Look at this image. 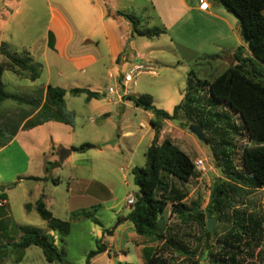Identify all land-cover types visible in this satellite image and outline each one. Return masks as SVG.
Here are the masks:
<instances>
[{"label": "rangeland", "instance_id": "1", "mask_svg": "<svg viewBox=\"0 0 264 264\" xmlns=\"http://www.w3.org/2000/svg\"><path fill=\"white\" fill-rule=\"evenodd\" d=\"M26 8L18 10L16 5H10L9 8L0 10V47L7 44L12 51L21 54L22 46H26V50L39 58L46 37L45 18L49 13L48 6L45 0L37 9L33 6L32 11L36 14L31 19ZM194 18L196 23L192 28V42L197 44L204 39V35L199 34L200 31L203 29L207 37L211 26L204 14H194ZM140 41L146 43L145 45L152 43L146 39ZM172 50L170 48L157 55L155 62L144 63L153 67L154 74L139 75L136 82L128 88H124L120 81L117 83L109 78V74L104 73L97 77L96 84L91 85L92 89L88 88L99 94L98 99L88 102L85 95L74 97L70 93L67 94L66 110L72 114L69 119L72 122L70 139L75 148H80L83 144L91 145L93 149L88 151L87 156L76 153L62 169H56V162L48 152L44 156L42 152L37 153L32 149L31 141H41V134L34 138L28 132L21 133L8 146L0 149V195L6 194L12 201L11 223L32 226L46 232V223L37 211L27 213L22 207L24 200L32 201L35 198L36 189H45L48 192L46 184L27 180L29 176L48 177L59 172L64 183L53 194L48 192L49 196H56L58 199L66 195V180L69 176L84 178L90 183L91 190L108 201L106 204L97 205L95 209L98 223L84 218L68 220L71 223V233L64 243L60 242L57 231H48L56 239V245L64 250L65 262L68 264H87L88 255L97 249L100 241L107 247L110 245L114 248L108 250V258L98 257L97 264H115L114 260L120 264H146L145 254L137 250V243L145 248H155L157 252L169 257L170 264H211L206 258L207 251H219L231 233H241L238 225L242 219H245V225L249 226L251 219L261 220L264 230V187L256 188L248 181L242 163L244 148L255 145L249 141L239 118L224 107H212L208 101L207 88L200 87L196 82H211L228 68L226 49L213 46L208 53L197 59L189 55H184V58L176 56ZM242 55L246 57L245 53ZM2 60L3 57L0 56V61ZM133 62L136 64L138 61ZM115 67L120 78L133 68L131 62L127 61L122 63L121 72L118 64ZM190 73L194 74L192 79L196 82L195 86L199 87V93L195 96L201 112L199 115L205 123L212 126L207 132L203 131L208 143L200 141L190 132V127L195 125L198 118L189 117L183 112L175 120L164 123L160 143L169 139L194 163L198 160L205 163V172L197 173L188 183L164 174L172 187L185 197L181 203L187 206L196 203L197 210L183 218L171 213L172 204L169 203L161 220L165 238L155 241L137 235V242L127 228L132 226L131 223L123 222L117 226V221L131 211L132 205H128V198L131 195L137 197L140 193L135 184L133 170L145 167L146 152L154 139V131L150 112L141 108L136 110L130 102L124 108L118 102V95L109 96V88L119 89L121 95L127 91L125 96L150 95L157 109L173 115L175 108L185 101ZM2 83L7 92L23 97L30 104L34 103L33 100H42V104L45 102V88L32 87L28 74L15 75L6 71ZM28 103H2L0 126L20 128L26 119L36 112L35 103ZM216 114L229 115L236 129L226 126L224 119ZM127 133L129 135H126ZM63 137L68 139L65 132ZM61 145L64 146L62 143ZM46 147L47 145L44 149ZM223 150L231 154L234 173L242 175L245 180L226 174L221 161ZM55 157L61 160V153H56ZM218 183L225 184L228 194L223 203L221 219L211 216L212 197ZM74 187L76 189L78 185ZM167 196L169 199L175 197ZM210 218L216 221L212 232H208ZM107 233L108 236L105 237ZM250 240L249 237L243 236L242 259L246 263L264 264V235L260 239ZM114 249H118L116 253ZM178 249L182 252L177 251ZM122 250H126L125 253H121ZM124 256H128L127 259H124ZM22 264L49 263L42 250L32 246Z\"/></svg>", "mask_w": 264, "mask_h": 264}, {"label": "trees", "instance_id": "2", "mask_svg": "<svg viewBox=\"0 0 264 264\" xmlns=\"http://www.w3.org/2000/svg\"><path fill=\"white\" fill-rule=\"evenodd\" d=\"M230 13L235 15L240 21L241 34L248 45L252 59L235 57L237 64L228 68L219 74L211 82H201L200 87L207 88L208 101L212 107H224L225 110L237 116L243 125L247 137L254 147L246 146L242 154V163L247 179L256 188L264 187V0H216ZM117 16L124 17L132 26V36L147 39L158 38L165 34V30L154 27L147 28L142 25V21L135 15L126 13H116ZM50 46L53 48V35H50ZM0 106L6 101H16L17 103H28L23 97L12 95L6 91L2 83L3 75L6 71L15 75L28 74L33 82L40 78L41 66L34 63L29 53L23 51L21 54L12 49L7 44L0 47ZM193 73H190L189 88L186 92L185 101L182 105L175 108L173 115L159 110L155 107L153 98L150 95L124 97L130 101L136 108H141L147 112H152L155 119L151 121L154 129V139L146 152L145 167L135 168L133 175L135 184L139 188V195L136 202L131 206L130 213L119 218L117 226L123 222L129 221L133 224L135 233L147 240H162L161 220L171 203V213L180 217L189 216V213L197 210V204L191 203L189 206L182 204L185 199L172 185L167 181L164 174L175 177L180 182L188 183L196 177L194 162L181 149L173 144L169 139L160 143L164 131V123L169 120H175L180 113H186L189 117L196 116L195 122L203 131L211 129L209 123H205L200 117V111L197 107L195 96L199 93V87L192 79ZM67 91L61 88L48 86L45 94V102L42 100H33L34 108L37 114L29 121L24 129H32L47 122L56 121L72 125L69 120L72 114L67 112L65 97ZM69 93L74 96L85 95L87 101L98 99L99 94L89 89H72ZM34 103L30 104L33 105ZM211 107V109H212ZM36 113V112H35ZM31 116V115H30ZM223 118V123L236 129L229 115H219ZM19 127L0 126V149L8 146L16 137ZM90 145H83L75 148V152H85ZM222 167L226 174L231 177L236 175L237 179L245 178L234 173V164L231 154L226 150L222 151ZM27 180L41 181L40 178L28 177ZM167 195H174L169 199ZM228 198L224 183H218L214 188L212 197L211 216H217L218 219L223 215V203ZM29 210V206L26 207ZM36 211L39 216L48 224L50 231H57L62 237V241L68 237L71 232V223L62 221L53 216L43 200L36 205ZM95 209L93 211H81L73 215L74 219H91L98 223L95 218ZM245 219L240 221L238 228L241 233H231L223 242L219 251H207L206 258L211 264H256L246 263L242 259L244 247L242 245L243 236L249 237L254 241L264 235L261 220H250V226L245 225ZM22 237L19 242L14 244V248L21 255L32 246L42 250L49 264H68L65 262V252L57 245L53 236L38 228L32 226L19 227ZM177 251L182 252L181 249ZM108 252V247L100 241L97 249L88 255L87 264H90L95 258ZM146 264H170L169 257H165L153 247L144 249ZM128 264V263H127ZM198 264V263H196Z\"/></svg>", "mask_w": 264, "mask_h": 264}, {"label": "crops", "instance_id": "3", "mask_svg": "<svg viewBox=\"0 0 264 264\" xmlns=\"http://www.w3.org/2000/svg\"><path fill=\"white\" fill-rule=\"evenodd\" d=\"M31 1L0 0V10L9 8L10 5H16L18 10L27 7L28 17L31 19L36 14L32 11L33 6L37 9L43 0ZM45 2L49 13L45 18L46 37L39 58H36L32 54L33 52L26 50V46H22L23 51L29 53L34 63L41 66L40 78L35 82L30 80L31 86L45 88V94L48 86L64 89L68 93L77 88L92 89L91 85H95L97 77L104 73L109 74L110 79H114L117 83L120 81L122 84L124 77L137 66L145 67V71L140 75L154 74L153 67L146 66L144 63L155 62L157 55L170 48L173 49L176 56L184 58V55H189L191 58L197 59L208 53L211 47L221 46L226 49L228 68L237 64L236 56L241 59H252L251 51L241 34L239 19L216 0H203V3L207 4L206 9L202 8L201 0H45ZM116 13L135 15L141 19L143 26L164 29L165 34L154 39L133 37L131 24L124 17L117 16ZM198 13L208 17L207 22L211 29L207 37L202 29L199 34L204 35V39L195 44L192 42V28L196 23L194 14ZM50 35H53V48L50 46ZM140 39H146L152 43L145 45L146 43H141ZM242 53H245L246 57ZM124 61L131 62L133 68L120 78L116 73L115 66L118 64L119 72H121L120 67ZM133 61L138 62L134 64ZM120 93L121 91L118 89V102L126 108L130 101L125 102V93L122 95ZM136 110L139 109L136 108ZM36 114L37 111L26 119L15 138L23 132H28L34 138L41 134V141H31L32 149H35L37 153L42 152L44 156L48 152L56 162V169H62L66 163L71 161L74 154L79 153L74 151L75 147L70 139L69 131L72 125L51 121L32 129H24V126ZM150 119H155L152 112H150ZM64 132L68 135V139L63 137ZM46 145L47 147L44 149ZM92 149L90 145V148L80 154L87 156L88 151ZM67 152L69 153L64 156ZM56 153H61V160L59 157H55ZM88 158L90 159L92 156ZM29 177L40 178L41 181L36 182L46 184L50 194H53L64 183L59 172L48 177ZM66 181L67 191L62 199L49 196L45 189H39V191L36 189L37 192L36 194L34 192L35 198L32 201L26 199L22 202L23 210L32 213L36 211L37 203L43 200L55 218L70 221L75 213L93 211L97 205L108 202L104 196H98L91 190L90 183L86 179L69 176ZM76 185L78 188L75 189ZM109 192L111 193V191ZM1 201L4 202V206L0 207V264H22L32 247L25 251L23 259V255L15 250L14 244L19 242L22 236L19 227L24 224L11 223L12 201L10 197L2 194L0 195ZM27 206L31 207L29 211ZM128 214L122 217H126ZM126 223L131 222H124V224ZM131 225L127 228L134 236L133 239L139 242L133 224L131 223ZM48 231L50 230L46 223V232L48 233ZM108 233L105 237L108 236ZM64 241L60 236V242L64 243ZM136 245L137 250L145 254V246H140L139 243ZM110 248L114 247L108 245V250ZM117 250L114 249L115 253ZM125 251L120 252L125 253ZM99 257L108 258V254L105 253ZM127 257L124 256V259ZM97 259L98 257L90 264H97Z\"/></svg>", "mask_w": 264, "mask_h": 264}, {"label": "built area", "instance_id": "4", "mask_svg": "<svg viewBox=\"0 0 264 264\" xmlns=\"http://www.w3.org/2000/svg\"><path fill=\"white\" fill-rule=\"evenodd\" d=\"M201 4H202V8L206 9L207 4L203 3V0H201ZM145 71V67L144 66H137L134 69H132L125 77L123 80V86L124 88H128L130 84H133L136 82L137 77ZM127 92V91H125ZM124 92V93H125ZM109 93L110 95H117L118 94V89L114 90L113 88L109 89ZM195 165V169L197 173H203L205 172L206 168H205V163L202 160H198L197 162L194 163ZM136 202V197L134 195H131L128 198V205H134ZM4 206V202L1 201L0 202V207Z\"/></svg>", "mask_w": 264, "mask_h": 264}, {"label": "water", "instance_id": "5", "mask_svg": "<svg viewBox=\"0 0 264 264\" xmlns=\"http://www.w3.org/2000/svg\"><path fill=\"white\" fill-rule=\"evenodd\" d=\"M190 132L192 134H194L200 141L202 142H205V143H208L206 137H205V134L203 132V130L199 127V126H196V125H192L190 127ZM215 219L213 218H210L208 220V232H212L214 227H215ZM115 252V251H114ZM115 264H119L117 260H114Z\"/></svg>", "mask_w": 264, "mask_h": 264}]
</instances>
